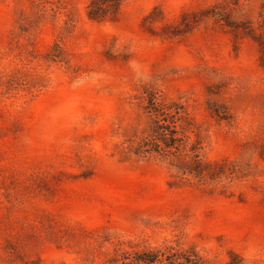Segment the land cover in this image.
Listing matches in <instances>:
<instances>
[{"label":"rangeland","instance_id":"1","mask_svg":"<svg viewBox=\"0 0 264 264\" xmlns=\"http://www.w3.org/2000/svg\"><path fill=\"white\" fill-rule=\"evenodd\" d=\"M0 264H264V0H0Z\"/></svg>","mask_w":264,"mask_h":264},{"label":"trees","instance_id":"2","mask_svg":"<svg viewBox=\"0 0 264 264\" xmlns=\"http://www.w3.org/2000/svg\"><path fill=\"white\" fill-rule=\"evenodd\" d=\"M148 108L153 114V124L148 136L139 144V153L153 152L168 156L184 147V127L182 124L184 107L178 101L168 104L158 101L154 94L149 97ZM155 253L146 252L139 257L140 262L154 263Z\"/></svg>","mask_w":264,"mask_h":264}]
</instances>
